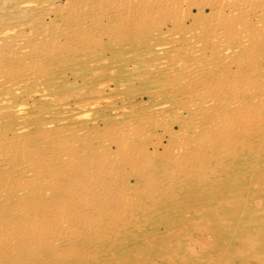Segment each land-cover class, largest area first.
<instances>
[{
    "label": "rangeland",
    "instance_id": "rangeland-1",
    "mask_svg": "<svg viewBox=\"0 0 264 264\" xmlns=\"http://www.w3.org/2000/svg\"><path fill=\"white\" fill-rule=\"evenodd\" d=\"M97 1L84 0L76 13L68 0H0V136L14 142L0 149V177L9 179L1 204H19L20 215L58 207L49 219L1 210L0 223L13 228L0 264H264V0L252 10L242 0L247 12L224 0H146L116 16L109 10L120 0ZM78 22L86 31L74 30ZM231 93L243 107L231 100V111L222 110ZM88 177L108 206H94L74 185ZM44 226L60 238L48 242Z\"/></svg>",
    "mask_w": 264,
    "mask_h": 264
},
{
    "label": "bare ground",
    "instance_id": "bare-ground-1",
    "mask_svg": "<svg viewBox=\"0 0 264 264\" xmlns=\"http://www.w3.org/2000/svg\"><path fill=\"white\" fill-rule=\"evenodd\" d=\"M56 1H57V0H56ZM85 1H86V0H85ZM96 1H97V0H96ZM99 1H101V0H99ZM113 1H114V0H113ZM113 1H112V2H113ZM118 1H119V0H118ZM144 1H146V0H120L118 4L113 5L114 8H111L110 10H109V9H108V10L111 11V13L114 14V15H115V14L117 15L118 13L121 14L122 12H125V10L132 11V12L135 13V12L138 11V7H139L140 10H141L142 7H140V6L144 3ZM154 1H155V0H154ZM177 1H178V0H177ZM184 1H185V0H184ZM221 1H222V0H221ZM224 1L227 2V4H228V10L230 9L231 11H233V10H236V11H237V10H240V9H242V8L244 7V5H242V4H244V3L247 2V3L249 4V5H247V6L245 5V6H246V9H247V8H250V7L252 6V4H250V3H255L254 1H257V0H246V1L244 0V1H245L244 3H242V0H241V3H240V2H237L238 0H236V1H235V0H224ZM258 1H259V0H258ZM2 2H3V1H2ZM53 2H54V1H53ZM68 2H69V3H67V4H68V5L70 4V7L72 8L71 10H72V11H73V10H74V11L76 10V11H75L76 13H77V9H78V8H75V7H76L77 5H79V3H82V2H83L82 6H83L84 4L86 5V2H84V0H83L82 2H81V1L77 2V1H75V0H74V1H69V0H68ZM87 2H88V1H87ZM105 2H106L107 5H109V4L107 3V1H105ZM108 2H109V1H108ZM116 2H117V1H116ZM138 2H139V3H138ZM140 2H141L142 4H140ZM148 2H150V0L147 1V3H148ZM156 2H157V0H156ZM218 2H219V1H218ZM222 2H223V1H222ZM222 2H221V3H222ZM76 3H78V4H76ZM94 3H95V2H94ZM97 3H98V1H97ZM103 3H104V2H103ZM103 3H102V4L99 3V5L101 4V6H102ZM109 3H110V2H109ZM135 3H136V4L138 3L139 5L135 6V5H134ZM153 3H155V2H153ZM153 3H152V1H151V4H153ZM158 3H159V2H158ZM170 3H171V2H170ZM75 4H76V5H75ZM95 4H96V3H95ZM113 4H114V2H113ZM130 4H133L137 9H135L132 5L130 6ZM149 4H150V3H149ZM161 4H162V3H161ZM171 4H173V3H171ZM203 4H204V3H203ZM224 4H225V3H224ZM65 5H66V4H65ZM85 5H84V6H85ZM87 5H89V4H87ZM91 5H92V4H91ZM111 5H112V4H111ZM155 5H157V3H155ZM159 5H160V4H159ZM166 5H167V4H166ZM250 5H251V6H250ZM48 6H49V5H48ZM94 6H95V5H94ZM97 6H98V5H97ZM103 6H106V5H103ZM127 6H128V7H127ZM129 6H130V8H129ZM148 6L150 7L151 5H148ZM162 6H164V4H163ZM162 6H161V7H162ZM222 6H223V4H222ZM249 6H250V7H249ZM58 7H59V6H58ZM66 7H67V5H66ZM68 7H69V6H68ZM80 7H81V5H80ZM98 7H99V6H98ZM106 7L109 8L110 6H109V7L106 6ZM106 7H104V9H105ZM111 7H112V6H111ZM126 7H127V8H126ZM155 7H156V6H155ZM158 7H159V6H158ZM167 7H168V6H167ZM252 7H253V6H252ZM256 7H257V6H256ZM256 7H255V8H256ZM59 8H60V7H59ZM61 8H62V10H66V9H67L66 12L69 11L68 8H66V9H63V7H61ZM61 8H60V9H61ZM64 8H65V6H64ZM88 8H89V7H88ZM124 8H126V9H124ZM162 8H163V7H162ZM162 8H160V10H162ZM168 8H169V7H168ZM168 8H166V10H167ZM215 8H216V7H215ZM223 8H224V7H223ZM223 8H220V9L223 10ZM54 9H55V8H54ZM81 9H82V8H81ZM99 9L101 10L100 7H99ZM104 9H103V10H104ZM112 9H114V10L112 11ZM200 9H201V8H200ZM225 9H226V8H225ZM250 9H251V8H250ZM71 10H70V11H71ZM79 10H80V8H79ZM83 10H84V9H83ZM103 10H102V11H103ZM105 10H106V9H105ZM108 10H107V13L109 12ZM175 10H176V9H175ZM197 10L199 11V9H197ZM242 10L244 11V9H242ZM248 10H249V9H248ZM251 10H252V9H251ZM251 10H250V11H251ZM260 10H261V9H260ZM58 11H59V10H58ZM58 11H57V12H58ZM81 11H82V10H81ZM90 11H91V9H90ZM212 11L214 12V9H213ZM212 11H211V12H212ZM215 11H216V10H215ZM226 11H227V10H226ZM243 11H241V12H242V13L247 12V10L244 11V12H243ZM250 11H249V12H250ZM253 11H254V10H253ZM83 12H85V11H83ZM83 12H79L78 14L83 13ZM93 12H94V11H93ZM105 12H106V11H105ZM105 12L103 11L102 13H104V15H105ZM140 12H141V11H140ZM59 13H60V12H59ZM69 13H71V12H69ZM72 13L74 14V12H72ZM102 13H101V14H102ZM107 13H106V17H107ZM125 13H126V12H125ZM216 13H218V12H216ZM221 13H222V12H221ZM221 13H220V14H221ZM53 14H54V13H53ZM64 14H65V13H64ZM64 14H63V15H64ZM99 14H100V12H99ZM119 14H118V15H119ZM244 14H245V13H244ZM244 14H243V15H244ZM253 14H254V13H253ZM253 14H252V15H253ZM262 14H263V13H262ZM262 14H261V15H262ZM60 15H61V14H60ZM63 15H61V16H63ZM66 15H67V14H66ZM70 15H71V14H70ZM82 15H83V14H82ZM93 15H94V13L92 14V16H93ZM104 15H103V16H104ZM116 15H115V16H116ZM222 15H224V13H222ZM230 15L232 16L231 18L234 17V15H232V14H230ZM247 15H248V14H247ZM247 15H246V16H247ZM68 16H69V15H68ZM75 16H76V15H75ZM75 16H74V17H75ZM97 16H98V14H97ZM97 16H96V17H97ZM112 16H113V15H112ZM141 16H142V15H141ZM209 16H210V15H209ZM220 16H221V15H220ZM225 16H227V15L225 14ZM228 16H229V15H228ZM239 16H240V15H239ZM244 16H245V15H244ZM246 16H245V17H246ZM248 16H249V15H248ZM257 16H258V15H257ZM56 17H57V16H56ZM78 17H79V16H78ZM88 17H89V16H88ZM100 17H101V16H100ZM104 17H105V16H104ZM106 17H105V18H106ZM237 17H238V14H237ZM237 17H236V18H237ZM242 17H243V16H242ZM245 17H243L242 20L245 19ZM255 17H256V16H255ZM258 17H259V16H258ZM260 17H261V16H260ZM260 17H259V18H260ZM63 18H64V17H63ZM75 18H76V17H75ZM85 18H86V17H81L79 20L83 19L82 21H84ZM94 18H95V17H94ZM94 18H93V19H94ZM102 18H103V17H102ZM108 18H110V17H108ZM114 18H115V17H114ZM148 18H149V17H148ZM229 18H230V17H229ZM253 18H254V17H253ZM263 18H264V15H263ZM89 19H92V18H89ZM95 19H96V18H95ZM95 19H94V20H95ZM146 19H147V18H146ZM234 19H235V17H234ZM234 19H233V20H234ZM248 19H249V18H247L246 20H248ZM79 20H78V21H79ZM101 20H102V19H101ZM103 20H104V19H103ZM143 20H144V19H143ZM238 20H239V19H238ZM92 21H93V20H92ZM97 21H98V20H97ZM97 21H95V22H97ZM104 21H105V20H104ZM231 21H232V20H231ZM235 21L237 22V20H235ZM76 22H77V21H76ZM85 22H87V24H88L89 21H87V18H86V21H85ZM85 22H78V23H75V25H77V28H76V29H74L75 27H74V28L72 27L73 25H72L71 27L69 26L70 28H68V29H72V28H73L74 30H76V32H77V31H86V27H84ZM95 22H94V23H95ZM98 22H99L98 25L101 24L100 21H98ZM102 22H103V21H102ZM240 22H241V21H240ZM258 22H259V21H258ZM261 22H262V21H261ZM25 23H26V22H25ZM64 23H65V22H64ZM248 23H249V22H248ZM87 24H86V26H88ZM92 24H93V23H92ZM148 24H149V23H148ZM232 24H233V23H232ZM232 24H231V25H232ZM55 25H56V24H55ZM98 25H96V26H98ZM253 25H254V24H253ZM67 26H68V25H67ZM107 26H108V25H107ZM118 26H119V25H118ZM234 26H235V25H233V27H234ZM243 26H246V25H243ZM249 26H250V25H248V27H249ZM251 26H252V25H251ZM258 26H260V25H258ZM261 26H263V25L261 24ZM50 27H51V26H50ZM52 27H53V26H52ZM58 27H60V26H58ZM58 27H56V28L59 29ZM62 27H63V26H62ZM94 27H95V26H94ZM120 27H121V26H120ZM238 27H239V26H238ZM241 27H242V26H241ZM256 27H257V24H256ZM46 28H47V27H46ZM60 28H61V27H60ZM98 28H99V27H98ZM98 28H97V29H98ZM235 28H237V27H235ZM262 28H263V27H262ZM44 29H45V28H44ZM48 29H50V28H48ZM68 29H66V30H68ZM73 29H72V30H73ZM238 29L240 30V28H238ZM238 29H236V30H238ZM250 29H251V28H250ZM59 30H61L62 32H65V31H66V30H64V29H59ZM74 30H73V32H74ZM88 30H89V29H88ZM90 30H91V29H90ZM90 30L88 31V33L90 32ZM239 30H238V31H239ZM246 30H248V28H247ZM246 30H244V32H245ZM92 31H95V29L92 30ZM261 31L263 32L262 29H260L259 32L261 33ZM35 32H36V31H35ZM62 32H61V33H62ZM247 32H248V31H247ZM247 32L244 33V35L246 34V36H247V35H248ZM251 32H252V31H251ZM2 33H3V32H2ZM41 33H42V32H41ZM66 33H67V32H66ZM69 33H72V31H70ZM80 33H81V32H80ZM86 33H87V32H86ZM90 33H91V32H90ZM90 33H89V34H90ZM95 33H96V32H95ZM239 33H240V32H239ZM248 33H249V32H248ZM252 33H253V32H252ZM255 33H256V35L258 36V34H257L258 32L256 31ZM42 34H43V33H42ZM81 34H82V33H81ZM235 34H237V33H235ZM65 35H66V34H64L63 36H65ZM69 35H70V34H69ZM71 35H74V34L72 33ZM71 35H70L69 37H72ZM84 35H85V34H84ZM84 35H83V36H84ZM92 35H93V34H92ZM217 35H218V34H217ZM238 35L240 36V34H238ZM238 35H236V37H237ZM252 35H253V34L250 33V36H252ZM254 35H255V34H254ZM254 35H253L252 38H254ZM31 36H32V35H31ZM66 36H67V35H66ZM86 36H88V35H86ZM97 36H98V35H97ZM261 36H262V35H261ZM17 37H18V36H17ZM57 37H58V36H57ZM74 37H75V36H73V38H74ZM231 37H235V36L233 35V36H231ZM231 37H230V38H231ZM236 37H235V38H236ZM258 37H259V36H258ZM258 37H257L256 39H258ZM10 38H11V37H10ZM29 38H30V37H29ZM75 38H76V37H75ZM101 38H102V36H101ZM101 38H100V39H101ZM235 38H233V39H235ZM252 38H251L250 40H254V39H252ZM260 38H261V37H260ZM260 38H259V40H260ZM54 39H56V37H55ZM54 39H52V41H54ZM57 39H58V38H57ZM65 39H66V38H65ZM70 39H72V38H70ZM233 39H232V42H233ZM239 39H240V38H239ZM247 39H248V38H247ZM261 39H262V38H261ZM4 40H5V39H4ZM23 40H24V39H23ZM230 40H231V39H230ZM262 40H263V39H262ZM5 41H7V40H5ZM19 41H20V40H19ZM19 41H15V42H14V41H10V43L12 42V44H13V42L16 43V42H19ZM21 41H22V39H21ZM46 41H47V40H46ZM52 41H50V42H52ZM66 41H69V39L66 40ZM94 41H95V40H94ZM241 41H242V39H240V42H241ZM59 42H60V41H59ZM61 42H62V41H61ZM63 42H64V41H63ZM63 42H62V43H63ZM246 42H247V41H245V44H244V45L247 46L248 44H246ZM254 42H256V41H254ZM5 43H6V42H5ZM5 43H4V44H5ZM7 43H8V42H7ZM7 43H6V44H7ZM10 43H8V44H10ZM20 43H21V42H19V45H20ZM55 43H58V41L55 42ZM65 43H66V42H65ZM163 43H164V42H163ZM256 43H257V42H256ZM256 43H255V44H256ZM258 43H260V41H259ZM6 44H5V46H6ZM16 44H18V43H16ZM24 44H25V42H24L22 45L25 46ZM44 44H45V43H44ZM47 44H48V43H47ZM58 44H59V43H58ZM240 44H242V43H240ZM251 44H252V45H255V44H253V43H251ZM22 45L19 46V49L22 48ZM38 45H39V44H38ZM41 45H42V44H41ZM7 46H8V45H7ZM14 46H15V45H14ZM14 46H13V47H14ZM32 46H33V45H32ZM48 46H49V45H48ZM51 46H52V45H51ZM221 46H222V44H221ZM250 46H251V45H250ZM261 46H262V45H261ZM0 47H1V46H0ZM15 47H16V46H15ZM81 47H82V46H81ZM244 47H245V46H244ZM248 47H249V46H248ZM251 47H252V50H254V46H251ZM17 48H18V46H17ZM17 48H16V49H17ZM49 48H50V47H49ZM51 48H52V47H51ZM223 48H224V46H223ZM225 48H226V47H225ZM245 48H246V47H245ZM249 48H250V47H249ZM258 48H259V47H258ZM29 49H30V48H29ZM215 49H216V48H215ZM217 49H218V48H217ZM226 49H227V48H226ZM194 50H195V49H194ZM227 50H228V49H227ZM242 50H243V48H242ZM252 50H251V51H252ZM256 50H257V49H255L254 52H256ZM76 51H77V50H76ZM156 51H157V50H156ZM257 51H260V50H257ZM8 52H9V51H8ZM80 52H81V51H80ZM223 52H224V51H223ZM249 52H250V51H249ZM249 52H247V54H249ZM263 52H264V51H262L261 54H263ZM229 53H230V52H229ZM4 54H5V53H4ZM230 54H231V53H230ZM230 54H229V55H230ZM252 54H253V53H252ZM254 54H255V53H254ZM2 55H3V54H2ZM216 55H217V53H216ZM227 55H228V54H227ZM258 55L260 56V54H258ZM220 56H221V55H220ZM244 56H245V55H244ZM261 56H263V55H261ZM0 57H2V56H0ZM254 57L256 58L257 55H256V56L254 55ZM254 57H253V58H254ZM205 58H206V57H205ZM227 58H228V57L226 56V59H227ZM253 58H252V59H253ZM255 58H254V60H255ZM257 58H258V57H257ZM218 59H219V58H218ZM260 59H262V58H260ZM228 60H229V59H228ZM254 60H253V61H254ZM24 61H25V60H24ZM30 61H31V60H30ZM220 61H223L222 58H221ZM249 61L251 62V60H249ZM253 61H252V62H253ZM256 61H257V60H256ZM258 61L260 62V61H263V60H259V58H258ZM34 62H35V61H34ZM225 62H226V61H225ZM247 62H248V60H247ZM24 63H25V62H24ZM204 63H205V62H204ZM255 63H256V62H255ZM257 63H258V62H257ZM226 64H227V63H226ZM240 64H242V63H240ZM253 64H254V63H252L251 66H252ZM173 65H174V64H173ZM227 65H228V64H227ZM255 65H256V64H254V66H255ZM242 66H243V65H242ZM196 68H197V67H196ZM198 68H199V67H198ZM253 68H254V67H253ZM206 69H207V68H206ZM2 70H3V69H2ZM254 70L256 71V69H254ZM254 70H253V72H255ZM257 70H258V69H257ZM23 72H24V71H23ZM186 73H187V72H186ZM259 73H261V71H260ZM252 74H254V73H252ZM156 75H157V74H156ZM257 75H258V74H257ZM257 75H256V76H257ZM188 76H189V75H188ZM237 76H238V75H237ZM257 77H258V76H257ZM262 77H263V76H262ZM241 78H242V77H241ZM263 78H264V77H263ZM6 79H7V78H6ZM254 79H255V78H254ZM219 80H220V79H219ZM242 82H243V81H242ZM251 82H252V80H251ZM256 82H257V81H256ZM261 82H262V81H261ZM0 83H1V82H0ZM7 83H9V81L6 82V84H7ZM3 85H4V84H3ZM9 86H10V85H9ZM11 86H12V85H11ZM239 86H240V85H239ZM0 87H1V86H0ZM230 88H231V87H230ZM232 88H233V87H232ZM232 88H231V89H232ZM239 88H240V87H239ZM239 88H237V89H239ZM192 89H193V88H192ZM234 89L236 90V88H234ZM243 89H244V88H243ZM235 90L232 89V91H234V92H235ZM241 90H242V89H241ZM255 90H256V89H255ZM224 91H225V90H224ZM232 91H231V92H232ZM236 91H237V90H236ZM238 91H239V90H238ZM246 91H247V90H246ZM235 93H236V92H235ZM235 93H233V94H235ZM238 93H239V92H238ZM231 94H232V93H231ZM233 94H232V96H234ZM240 94H241V92H240ZM242 94H243V92H242ZM245 94H246V92H245ZM236 95H237V94H236ZM232 96H231V97H232ZM255 96H256V95H255ZM204 97H205V96H204ZM227 97H228V96H227ZM242 97H244V96H242ZM250 97H251V100H252V96H250ZM250 97H249V98H250ZM257 97H258V96H257ZM236 98H238V95H237V96H234L232 99L229 98L228 100H225V102L228 101V104H227V105L224 104V105L222 106V110H226V109H227V111L230 112V111H231L230 108H233V107L231 106V104H232L234 101H236V100H234V99H236ZM240 98H241V97H240ZM240 98H238L237 101H239ZM253 98H254V97H253ZM255 98H256V97H255ZM258 98H259V97H258ZM260 98H261V97H260ZM208 99L211 100V101H210L211 103L215 102V101L212 102V99H210V98H208ZM244 99H245V98H244ZM247 99H248V98H247ZM206 100H207V99H206ZM220 100H222V99H220ZM231 100H232V103H230ZM240 100H241V99H240ZM242 100H243V99H242ZM258 100H259V99H258ZM262 100H263V99H262ZM262 100H261V101H262ZM204 101H205V100H204ZM207 101H208V100H207ZM237 101L234 102V103L236 104ZM253 101H254V100H253ZM208 102H209V101H208ZM208 102H207V103H208ZM210 102H209V103H210ZM243 102H244V100H243ZM249 102H250V101H249ZM257 102H258V101H257ZM262 102H263V101H262ZM205 103H206V102H205ZM207 103H206V104H207ZM223 103H224V102H223ZM234 103H233V104H234ZM238 103L241 104L242 101H241V102H238ZM250 103H251V102H250ZM259 103H260V102H259ZM202 104H203V103H201V104H199V105L202 106ZM235 104H234V107H237V109H238V106H240V104H239V105L237 104V106H235ZM243 104H244V103H243ZM253 104H254V103H252V104H250V105L252 106ZM255 104H256V103H255ZM262 104H264V103H262ZM209 105L211 106V104H209ZM215 105H217V104H215ZM221 105H222V104H221ZM241 105H242V104H241ZM246 105H248V104L246 103ZM256 105L259 106V105H261V104H258V103H257ZM263 106H264V105H263ZM188 107H189V106H188ZM206 107H207V106H206ZM241 107H243V105H242ZM249 107H250V106H249ZM200 108H202V107H200ZM213 108H214V107H213ZM223 108H224V109H223ZM208 109H211V108L209 107ZM208 109H207V108L205 109V107H204V109H203V108L201 109L202 111H200V112L203 114V116H204L205 114H207V113H210V112L208 111ZM244 109H246V107H245ZM252 109H253V108H252ZM206 110L208 111L207 113H206ZM222 110L220 111V107L217 109L216 112H217L218 114L220 113L219 116L221 115ZM240 110H241V109H240ZM211 111H212V110H211ZM213 111H214V112H213ZM213 111H212V112H213V115H214V114H215V110H213ZM219 111H220V112H219ZM243 111H244V110H243ZM196 112H197V111H196ZM245 113H246V111H245ZM245 113H244V114H245ZM198 114H200V113H198ZM211 114H212V113H211ZM227 114H230V113L227 112ZM241 114H242V113H241ZM194 116H195V115H194ZM199 116H200V115H199ZM211 116H212V115H211ZM211 116H210V117H211ZM225 116H226V115H225ZM242 116H243V115H242ZM257 116H258V115H257ZM257 116H256V117H257ZM196 117H197V116H196ZM201 117H202V115H201ZM220 117H221V116H220ZM220 117H219V118H220ZM243 117L245 118V115H244ZM198 118H199V117H198ZM206 118H207V117H206ZM249 118H250V117H249ZM145 119H146V118H145ZM194 119H195V118H194ZM216 119H217V118H215V122H214L215 124H216V122H217ZM221 119H222V117H221ZM259 119H260V118H259ZM259 119H258V120H259ZM217 120H218V119H217ZM244 120H246V118H245ZM258 120H257V122H258ZM263 120H264V119H263ZM219 121L222 122L220 119H219ZM223 121H224V120H223ZM209 122H210V121H209ZM220 122H219V124H221ZM156 123H157V122H156ZM188 123H189V122H188ZM217 123H218V122H217ZM211 124H213V123H211ZM215 124H214V125H215ZM219 124H216L215 126H217V125H219ZM152 125H153V124H152ZM163 125H164V124H163ZM223 125H224V124H222V126H223ZM215 126H214V127H215ZM125 127H126V126H125ZM128 128H129V127H128ZM203 128H204V127H203ZM216 129H217V127H216ZM133 130H134V129H133ZM21 131H22V129H21ZM129 132H130V131H129ZM129 132H128V133H129ZM133 132H134V131H133ZM138 132H139V131H138ZM227 132H228V131H227ZM260 132H261V131H260ZM136 133H137V132H136ZM3 134H4V133H3ZM119 134H120V133H119ZM245 134H246V133H245ZM107 136H108V135H107ZM219 136H220V135H219ZM10 137H11V136H10ZM23 137H24V136H23ZM47 137H48V136H47ZM160 138H161V136H160ZM43 139H45V138H43ZM211 139H212V138H211ZM213 139H214V138H213ZM221 139H222V138H221ZM14 140H15V139H14ZM48 140H49V138H48ZM142 140H143V139H142ZM142 140H141V141H142ZM215 140H216V139H215ZM218 140H219V139H218ZM45 141L47 142V138L44 140V142H45ZM155 141H156V140H155ZM9 142H10V143H9ZM27 142H28V141H27ZM227 142H228V140H227ZM28 143H29V142H28ZM47 143H48V142H47ZM52 143H53V142H52ZM62 143H63V142H62ZM112 143H113V142H112ZM12 144H14V142L12 143L11 140L9 141V138H8V136H6V134H5V137H1V136H0V149H1V150H7V148L10 147ZM33 144H34V143H33ZM50 144H51V142H50ZM50 144H48V145H50ZM108 144H109V143H108ZM48 145H47V146H48ZM151 145H152V144H151ZM149 146H150V145H149ZM63 147H64V146H63ZM8 149H9V148H8ZM12 149H13V148H12ZM118 149H119V148H118ZM145 149H146V148H145ZM226 149H227V148H226ZM95 150H96V149H95ZM95 150H94V151H95ZM142 150H143V149H142ZM179 150H180V149H179ZM123 152H124V151H123ZM185 152H186V151H185ZM19 154H20V153H19ZM128 154H129V153H128ZM3 155H4V154H3ZM34 155H35V154H34ZM120 155H121V154H120ZM134 155H135V154H134ZM5 156H6V155H5ZM5 156H4V157H5ZM1 157H2V156H1ZM6 157H7V156H6ZM11 158H12V157H11ZM120 158H121V157H120ZM57 159H58V158H57ZM133 159H134V158H133ZM105 160H106V159H105ZM57 161H58V160H57ZM101 161H102V160H101ZM0 162H1V161H0ZM4 163H6V162H4ZM111 163H112V160H111ZM22 164H23V163H22ZM109 164H110V163H109ZM68 165H69V164H68ZM90 165H91V164H90ZM105 165H106V164H105ZM105 165H104V166H105ZM24 166L26 167L25 170H26L27 172H28V171H31V172H32V170H33V168H34V167H32V165H30L29 163H27V164L24 165ZM125 166H126V165H125ZM98 167H99V166H98ZM126 167H127V166H126ZM181 167H182V166H181ZM112 168H113V167H112ZM167 168H168V167H167ZM101 169H102V168H101ZM103 169H104V168H103ZM171 169H172V168H171ZM34 170H35V168H34ZM122 170H123V169H122ZM113 171H114V170H113ZM115 171H116V170H115ZM117 171H118V170H117ZM42 172H43V171H42ZM77 172H78V171H77ZM128 172H129V171H128ZM148 172H149V171H148ZM16 173H17V172H16ZM133 173H134V172H133ZM209 173H210V172H209ZM6 174H9V173L6 172ZM23 174H24V173H23ZM27 174H29V173H27ZM33 174L35 175V173H33ZM36 174H37V173H36ZM64 174H65V173H63V175H64ZM66 174H67V173H66ZM113 174H114V173H113ZM162 174H163V173H162ZM1 175H2V174H1ZM4 175H5V174H4ZM34 175H33V176H34ZM101 175H102V174H101ZM130 175H131V174H130ZM166 175H167V174H166ZM15 176H16V174H15ZM19 176H22V175L20 174ZM31 176H32V175H31ZM31 176H30V177H31ZM113 176H114V175H113ZM127 176H128V175H127ZM131 176H135V175L132 174ZM6 177H8V176L6 175ZM25 177H27V176L25 175ZM30 177H29V178H30ZM37 177H38V176H36V178H37ZM104 177H105V174H104ZM115 177H116V176H114L113 178L115 179ZM123 177H124V176H123ZM4 178H5V177H4ZM14 178H15V177H13V179H14ZM31 178H33V177H31ZM34 178H35V176H34ZM78 178H79V177H78ZM93 178H94V177H93ZM102 178H103V177H102ZM167 178H169V177H167ZM11 179H12V177H11ZM13 179H12V180H13ZM23 179H24V178H23ZM25 179H26V178H25ZM45 179H46V178H45ZM45 179H44V180H45ZM70 179H71V178H70ZM73 179H74V178H73ZM81 179H83V178L81 177ZM81 179H80V180H81ZM91 179H92V178H91ZM91 179H89V177H88V179L86 178L85 180H82V182L80 181V183H79V179H78V183H79V184L76 183V182H74V183H76V184H74V185L77 186V187H79V188H81L82 190H84V192H86V194L89 196L88 198L86 197V199H91V202H93L92 204L96 203V206L99 205V204H106L105 206H108L109 204H107V203L110 202L109 199H107L106 196H104V195L98 193L99 191H101V187H100L101 185H99V184L97 183L98 181H97V182H92ZM123 179H125V178H123ZM137 179H138V178H137ZM4 180H9V179H8V178L3 179V177H0V204H1L4 200L6 201V199H7L8 196H9V192H8L9 188L6 187L7 184H6V181H4ZM15 180H16V179H15ZM18 180H20V179L18 178ZM21 180H22V179H21ZM21 180H20V181H21ZM27 180H28V179H27ZM27 180H25V182H26ZM36 180H38V179H36ZM89 180H91V181H89ZM42 181H43V180H42ZM69 181H70V180H69ZM83 181H84L85 183H83ZM104 181H105V180H104ZM115 181H116V180H115ZM115 181H114V182H115ZM118 181H119V180H118ZM123 181H124V180H123ZM25 182H24V183H25ZM28 182L30 183V181H28ZM44 182H46V181H44ZM47 182H48V181H47ZM86 182H88V183H86ZM101 182H102V181H101ZM116 182H117V181H116ZM121 182H122V181H121ZM8 183H9V182H8ZM10 183H11V182H10ZM14 183H15V182H14ZM26 183H27V182H26ZM26 183H25V184H26ZM50 183H51V182H50ZM99 183H100V182H99ZM108 183H109V182H108ZM4 184H5V185H4ZM33 184H35V183H33ZM38 184H39V183H38ZM22 185H23V183H22ZM40 185H41V184H40ZM46 185H48V184L46 183ZM49 185H50V184H49ZM51 185H52V184H51ZM51 185H50V186H51ZM74 185H73V186H74ZM108 185H109V184H108ZM122 185H123V184H122ZM53 186H55V184H54ZM146 186H147V185H146ZM148 186H149V185H148ZM8 187H9V186H8ZM14 187H15V186H14ZM19 187H20V186H19ZM19 187H18V188H19ZM43 187H44V186H43ZM45 187H46V186H45ZM71 187H72V185H71ZM77 187H76V188H77ZM12 188H13V187H12ZM16 188H17V187H16ZM24 188H26V187L21 186V190H22V189L24 190ZM51 188H52V187H51ZM76 188L74 187L75 190H74L73 188H71V190H74V192H75V191H78V188H77V190H76ZM110 188H111V187H110ZM118 188H119V187H118ZM120 188H121V187H120ZM81 189H79V191H81ZM51 190H52V189H51ZM111 190H112V189H111ZM111 190H110V191H111ZM12 191H13V190H12ZM16 191H17V190H16ZM16 191L14 190L13 193L16 194ZM24 191H25V190H24ZM62 191H63V190H62ZM65 191L67 192V190H65ZM104 191H105V190H104ZM110 191H109V192H110ZM113 191H114V190H113ZM102 192H103V191H102ZM46 193H47V192H45V194H46ZM72 193H73V191H72ZM79 193H80V192H79ZM127 193H128V192H127ZM43 194H44V193H43ZM73 194L75 195L76 193H73ZM73 194H70L71 197H72L71 199H73V197H74V196H72ZM86 194H85V195H86ZM117 194H118V193H117ZM18 195H20L19 192H18ZM46 195H47V194H46ZM70 195H69V196H70ZM111 195H112V194H111ZM44 196H45V195H44ZM66 196H67V195H66ZM75 196H76V195H75ZM77 196H78V194H77ZM115 196H116V195H115ZM49 198L52 199V198H54V197L52 196V197H49ZM62 198H63V197H62ZM65 198H66V197H65ZM68 198H69V197H68ZM75 198H76V197H75ZM75 198H74V200H71V199H70V201H69V202H70V205H71V204L73 205V202L75 203V202L77 201V200H75ZM111 198H112V197H111ZM39 199H40V198H39ZM76 199H77V198H76ZM82 199H83V198H82ZM86 199H84V202L86 201ZM18 200H19V199H18ZM45 200L47 201V199H45ZM55 200H56V199L51 200L52 203H53ZM78 200H79V199H78ZM80 200H81V199H80ZM119 200H120V199H119ZM122 200H123V199H122ZM49 201H50V200L48 199L47 202H49ZM51 201H50L49 203H46V204H50ZM89 202H90V201H89ZM91 202H90V203H91ZM132 202H133V201H132ZM56 203H57V202H55V204H56ZM78 203H80V202L78 201ZM112 203H113V202H112ZM129 203H130V202H129ZM28 204H29V203H28ZM36 204H38V203H36ZM75 204H76V203H75ZM110 204H111V203H110ZM14 205H17V204H14ZM18 205H19V204H18ZM18 205H17V206H18ZM53 205H54V203H53ZM243 205H244V204H243ZM17 206H15V207H17ZM19 206H20V205H19ZM29 206H30V205H29ZM29 206H28V207H29ZM31 206H32V205H31ZM34 206H35V205H34ZM36 206H37V205H36ZM49 206H50V208H51L52 205L50 204ZM49 206H48V205H46V206L43 205L42 207H41V206L38 207V208L36 207V209L33 208V209H35V210H33L32 212H30V213H28V214H26V213L29 212L30 209H29L28 211L24 210V211H26V212H25L24 214L22 213V214H23V219H26V220H27V219L34 218L35 216L32 215V213H33L34 211L38 212L40 216L42 215L43 218H48V219H49V217H53V218L57 217V216H58V213L55 212L54 209H53L54 206L56 207V205H54L53 208H51L50 211H49ZM74 206H75V205H73L72 207H74ZM76 206H77V204H76ZM76 206H75V208H76ZM82 206H83V205H82ZM82 206H81V207H82ZM84 206H86V205L84 204ZM88 206H89V205H88ZM91 206H92V205H91ZM91 206H89L88 208H90ZM94 206H95V204H94ZM101 206H102V205H101ZM103 206H104V205H103ZM114 206H115V205H114ZM15 207H14L13 205H9V204H7V205H3V204H1V205H0V211H1V210H2L1 212L4 211L3 213H5V215H6V213H7L8 215H10V214H12V215H20V213H19V211H18L19 207H17V208H15ZM20 207H21V206H20ZM81 207H80V208H81ZM109 207H110V206H109ZM125 207H127V206H125ZM56 208H58V207H56ZM75 208H74V209H75ZM78 208H79V207H78ZM83 208H86V207H83ZM94 208H95V207H94ZM100 208H101V207H100ZM100 208H99V209H100ZM105 208H106V207H105ZM31 209H32V208H31ZM52 209H53V210H52ZM71 209H72V208H71ZM71 209H70V210H71ZM76 209H77V208H76ZM76 209H75V210H76ZM81 209H82V208H81ZM123 209H124V208H123ZM21 210H22V207H21ZM68 210H69V209H68ZM87 210H88V209H87ZM90 210H91V209H90ZM92 210H93V209H92ZM66 211H67V210H66ZM84 211H85V210H84ZM93 211H94V210H93ZM78 212H80V211L78 210ZM85 212H86V211H85ZM38 213H37V214H38ZM69 213H70V212H69ZM69 213H68V214H69ZM92 213H93V212H92ZM102 213H103V212H102ZM106 213H107V212H106ZM109 213H110V212H108L106 215H109ZM22 214H21V215H22ZM78 214H79V213H78ZM96 214H97V213H96ZM0 215H1V214H0ZM8 215H7V217H9ZM12 215H11V216H12ZM21 215H20L19 217H21ZM70 215H71V214H70ZM81 215H82V214H81ZM87 215H88V214H87ZM90 215H91V214H90ZM92 215H93V214H92ZM92 215H91V216H92ZM117 215H118V214H117ZM67 216H68V215H67ZM109 216H110V215H109ZM3 217L5 218V216H3ZM14 217H15V216H14ZM36 217H37V216H36ZM75 217H76V216H75ZM78 217H79V216H78ZM82 217H83V216H82ZM94 217H95V216H94ZM0 218H1V217H0ZM11 218H12V217H11ZM16 218H18V217H16ZM16 218H14V219H16ZM40 218H41V217H40ZM58 218H59V217H58ZM117 218H120V217L117 216ZM143 218H144V217H143ZM23 219H22V220H23ZM48 219H47V220H48ZM5 220H6V218H5ZM35 220H36V219H35ZM50 220H51V219H50ZM53 220H54V219H53ZM53 220H52V222H53ZM63 220H64V219H63ZM68 220H69V219H68ZM116 220H117V219H115V221H116ZM136 220H137V219H136ZM6 221H7V220H6ZM8 221H9V219H8ZM15 221H16V220H15ZM15 221H14V222H15ZM19 221H21V220H19ZM29 221H30V220H29ZM40 221H41V219L39 220V222H40ZM42 221H43V220H42ZM105 221H106V220H105ZM111 221H112V220H111ZM0 222H2V218H1ZM9 222H10V221H9ZM16 222L18 223V220H17ZM36 222H37V221H36ZM39 222H38V223H39ZM52 222H51V223H52ZM58 222H59V221H58ZM109 222H110V221H109ZM122 222H123V221H122ZM4 223H5V222H4ZM10 223H11V222H10ZM24 223H25V221L23 222V224H24ZM32 223H33V222H32ZM38 223H37V224H38ZM63 223H64V221H63ZM76 223H77V222H76ZM78 223H79V222H78ZM89 223H90V222H89ZM93 223H94V222H93ZM131 223H132V222H131ZM14 224H15V223H14ZM14 224H13V225H14ZM27 224H29V223H27ZM44 224H45V223H44ZM44 224H42V226H43ZM61 224H62V223H61ZM99 224H100V223H99ZM110 224H111V223H110ZM8 225H9V226H8ZM11 225H12V223H11V224H7V225H6V224H3V223H0V226H1V227H0V231H2L3 228H4V230H3L2 232H4V231L6 230V231H5V232H6V235H2V236L0 237V238H2V239L0 240V249H3V251H4V249H7L6 251H4V256H5V252H7V251L9 250V247H10L11 244H12V243H9V241L11 242V239H10L11 237L9 238V233L11 232V229H10ZM16 225H17V224H15V227H16ZM30 225H31V224H30ZM32 225H33V224H32ZM71 225H72V224H71ZM97 225H98V224H97ZM17 226H19V225H17ZM22 226H23V225H22ZM54 226H56V224H55ZM108 226H109V225H108ZM32 227H33V226H32ZM40 227H41V225H40ZM48 227H49V226H47V227L45 228V226H44L45 229L43 228V229H44V230H43V233H44L43 235L45 236V239H47L48 242H49V241H54L55 238H60V237H54V234H56V232H55V233L52 232V230H51V229H48ZM74 227H75V226H74ZM11 228H13V227H11ZM65 228H66V226H65ZM32 229H33V228H32ZM41 229H42V228H41ZM71 229H72V228H71ZM12 230H13V229H12ZM23 230H24V229H23ZM33 230H34V229H33ZM39 230H40V229H39ZM63 230H64V231H67V229L65 230V229H63V227H62V232H63ZM98 230H99V228H98ZM9 231H10V232H9ZM17 231H18V230H17ZM19 231H20V230H19ZM71 231H73V230H71ZM12 232H14V231H12ZM29 232H30V231H29ZM75 232H76V231H75ZM89 232H90V231H89ZM84 233H85V232H84ZM95 233H96V232H95ZM11 234H12V233H10V235H11ZM15 234H16V233H15ZM35 234H36V233H35ZM41 234H42V233H41ZM18 235H19V234H18ZM57 235H58V234H57ZM57 235H56V236H57ZM69 235H70V234H69ZM3 236H4V237H3ZM36 236H37V235H36ZM60 236H61V235H60ZM30 237H31V236H30ZM73 237H74V236H73ZM23 238H24V237H23ZM37 238H38V237H37ZM37 238H36V240H38ZM41 238H42V237H41ZM184 238H185V237H184ZM9 239H10V240H9ZM12 239H13V238H12ZM27 239H28V238H27ZM63 239H64V238H63ZM68 239H69V238H68ZM34 240H35V239H34ZM58 240H59V239H58ZM58 240H57V241H58ZM23 241H24V240H23ZM31 241H32V240H31ZM57 241H56V242H57ZM59 241H61V240H59ZM12 242H13V241H12ZM33 242L35 243V241H33ZM36 242H38V241H36ZM61 242H62V241H61ZM63 242H64V241H63ZM177 242H178V241H177ZM21 243H22V242H21ZM29 243H30V242H29ZM70 243H71V242H70ZM23 244H24V243H23ZM31 244H32V243H31ZM42 244H43V243H42ZM56 244H57V243H56ZM58 244H59V243H58ZM65 244H66V242H65ZM13 245H14V243H13ZM37 245H38V244H37ZM113 245H114V244H113ZM66 246H67V245H66ZM15 247H16V246H15ZM51 247H52V246H51ZM63 247H64V246H63ZM31 248H32V247H31ZM35 248H36V247H35ZM74 248H75V247H74ZM14 249H15V248H14ZM17 249H18V248H17ZM22 249H23V248H21V250H22ZM27 249H28V248H27ZM57 249H58V248H57ZM11 250H12V249H11ZM15 250H16V249H15ZM21 250H20V251H21ZM28 250H29V249H28ZM36 250H37V248H36ZM39 250H40V249H39ZM47 250H48V249H47ZM58 250H59V249H58ZM22 251H23V250H22ZM8 252H9V251H8ZM11 252H12V251H11ZM23 252H25V251H23ZM23 252H22V253H23ZM29 252H30V250H29ZM33 252H36V251H33ZM70 252H71V251H70ZM51 253H52V252H51ZM2 254H3V253H2ZM7 254H9V253H7ZM20 254H21V252H20ZM23 254H25V253H23ZM30 254H33V253L30 252ZM59 254H60V253H59ZM17 255H18V254H17ZM43 255H44V254H43ZM67 255H68V254H67ZM22 256H23V255H22ZM25 256H26V255H25ZM28 256H30V255H28ZM32 256H33V255H32ZM2 257H3V256H2ZM13 257H14V255H13ZM7 258H8V257H7ZM9 258H10V257H9ZM76 258H77V257H76ZM1 259H2V258H1ZM4 259H5V257H4ZM67 259H69V258H67ZM48 260H49V259H48ZM54 260H55V259H54ZM7 261H8V260H7ZM19 262H20V261H19ZM8 263H9V262H8ZM23 263H24V262H23ZM44 263H45V262H44ZM47 263H49V262H47ZM18 264H19V263H18Z\"/></svg>",
    "mask_w": 264,
    "mask_h": 264
}]
</instances>
